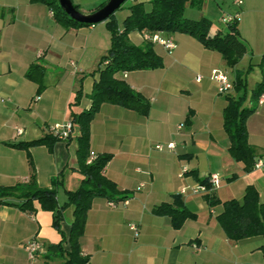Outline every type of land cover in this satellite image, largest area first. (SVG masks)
I'll use <instances>...</instances> for the list:
<instances>
[{"label": "crops", "instance_id": "obj_1", "mask_svg": "<svg viewBox=\"0 0 264 264\" xmlns=\"http://www.w3.org/2000/svg\"><path fill=\"white\" fill-rule=\"evenodd\" d=\"M72 1L83 13H91L107 0ZM150 1L128 0L125 7L120 6L124 10L114 13L118 28L123 27L133 3L148 5ZM49 10L40 0H0V96L5 99L0 101V187L29 180L26 151L10 143L51 138L50 127L64 124L71 112L89 107L98 64L110 46L104 21L72 27L57 22ZM227 14H239L237 28L248 49L234 67L190 33L160 30L159 34L175 42L170 51L151 43L162 58L161 67L116 74L149 107L141 114L138 109L104 102L90 122V151L111 153L103 173L114 180L127 202L121 199L111 206L101 196L93 199L78 241L81 254L88 256L87 264H264V236L228 239L216 218L222 204L210 206L204 194L192 192L198 179L217 173L220 184L212 192L220 200H241L248 183L264 200V104L255 102V111L246 118L255 167L246 171L243 162L231 156V141L223 128L226 95L237 98L242 90L232 86L220 94L210 77L212 69L219 68L233 82L238 71L246 82L244 104H252L251 91L264 78L258 65L264 52V0L240 4L195 0L186 3L184 11L191 19L208 18L212 31H227L222 21ZM128 37L136 45L146 43L142 31L135 29ZM34 65L43 67L40 82L37 70L32 77L26 74ZM77 135L73 125L68 139L49 138V143L29 148L38 186L55 189L61 204L66 191L78 188L82 179L77 170ZM170 142L172 149L167 148ZM258 161L261 164L256 167ZM175 194L195 212L178 229L170 225L169 215L152 211ZM33 203L37 210L31 213L0 203V264H60L65 260V252L50 249L61 239L52 225V212ZM72 211L73 205L63 211L60 229L65 234ZM130 225H136L137 236ZM32 238L40 249L30 260L24 243ZM195 242L199 248L192 246ZM64 248L69 249L68 245Z\"/></svg>", "mask_w": 264, "mask_h": 264}, {"label": "trees", "instance_id": "obj_2", "mask_svg": "<svg viewBox=\"0 0 264 264\" xmlns=\"http://www.w3.org/2000/svg\"><path fill=\"white\" fill-rule=\"evenodd\" d=\"M37 1V0H34ZM45 3L49 9H52L54 19L63 24L72 27L88 26L89 23H83L72 19L68 13L64 12L58 3V0H40ZM195 0H151L148 5L143 3H133L129 7V14L123 20V27L118 28L114 19V14L104 20L110 31V46L106 54L102 56L98 67V78L94 81L90 93V105L81 112L70 113L72 124L78 128L77 140V170L82 179L78 188L66 191V200L62 204L57 200L55 189L40 187L37 184L35 176V167L33 165L30 150L32 146L49 143L50 139H56V136H42L41 138L16 141L10 143L26 151L28 162L30 164L29 180L25 183H17L14 186L0 187V203L19 206L20 209L29 213L35 212L37 208L34 205L36 201L40 208L51 211L53 215L52 225L60 231V243L50 245L54 253H66V258L60 264H87L88 256L81 254L79 238L84 232L87 210L90 209L94 198L101 196L109 201L121 200L126 196L120 195L121 191L117 188L114 180L107 178L104 173V167L110 160V154L97 155L88 162L90 153V122L95 112L99 110L101 104L110 101L127 108L138 109L141 114H146L149 103L143 100L138 92L124 81L116 77L118 72L132 71L134 69L157 68L162 65V58L155 52L150 41L142 45L132 43L128 34L133 31L159 32H182L190 33L198 39L204 47L212 50H218L228 66L234 67L241 60L244 53L248 51L245 41L240 37L236 21L227 22V31L215 29L211 30V21L203 16L198 19H191L184 15L186 3H194ZM73 2V1H72ZM73 5L79 8L78 3ZM103 4L96 7L98 9ZM120 7V6H119ZM118 7V8H119ZM262 59L258 62L261 71L264 73V52ZM37 70V81H41L43 67L34 65L27 70L26 74L32 77L33 72ZM233 88L236 91L242 90L239 97L226 95L227 104L223 109V128L230 139L229 152L236 161L244 164L245 170H252L254 167V153L248 142V132L246 129V118L255 111V102L258 97L264 93V78L258 80L251 91L252 104L248 107L244 104L246 82L237 71L233 79ZM80 92L75 97V102L79 99ZM244 104V105H243ZM50 138V139H49ZM58 139V138H57ZM192 169L188 173H192ZM208 175L198 179L199 183L206 184ZM258 191L253 184L248 183L245 187L241 200L236 197L228 200H220L214 192L204 194L210 206L222 204L221 211L216 218L224 230L226 237L233 241H240L249 236H264V200L259 199ZM73 205L72 221L67 234L60 229V221L63 220V211ZM157 215H169L173 228L178 229L187 219L195 217V212L187 209L178 194L172 195V200L162 202L152 209ZM68 245L69 249L64 248ZM264 248V243L261 246Z\"/></svg>", "mask_w": 264, "mask_h": 264}, {"label": "built area", "instance_id": "obj_3", "mask_svg": "<svg viewBox=\"0 0 264 264\" xmlns=\"http://www.w3.org/2000/svg\"><path fill=\"white\" fill-rule=\"evenodd\" d=\"M241 2L242 0H235L236 4H240ZM52 11L53 10L50 9L49 13L53 14ZM238 18H239V14H234V15L227 14V16H224L222 18L223 19L222 21L227 23L229 21H236ZM142 38L146 42L150 41V43L162 44L163 47H165L168 51L174 49L175 46V42L171 37H164L158 32H150V30L143 31ZM210 77L212 80L217 82V90L220 94L224 95L228 93V91H230V89L233 86V82L228 76V73H226L225 71L219 68L212 69ZM0 101H5V99H3L2 96H0ZM258 103L264 104V93H262L258 97ZM72 128H73L72 120H70L69 118L68 121H66L64 124L59 125L57 123L54 126L50 127L49 131L53 136H56L59 140H66L69 138ZM20 132L21 129H18V133ZM156 148L163 149V146L156 145ZM167 148L169 149L174 148V143L173 142L168 143ZM95 156L96 153L94 151H90L89 158L87 161L90 162ZM260 164L261 162L258 161L255 166L259 167ZM220 180H221V176L219 174L217 173L210 174L208 175L207 183L206 184L198 183L197 185L195 184L193 186L192 192L196 194H206L207 192L211 193L216 187L219 186ZM182 191H184V189H182ZM123 202L126 203L127 199H123ZM116 204L117 203L115 202V200L110 201L111 206L112 205L116 206ZM130 229L134 232V235L137 236L138 229L136 225H130ZM24 244H25L24 249L27 253L28 258L30 260H33L34 256H36L37 251L40 249V243L35 238H32L31 240L27 241ZM192 246L194 248L200 247L199 245H197L196 242Z\"/></svg>", "mask_w": 264, "mask_h": 264}, {"label": "water", "instance_id": "obj_4", "mask_svg": "<svg viewBox=\"0 0 264 264\" xmlns=\"http://www.w3.org/2000/svg\"><path fill=\"white\" fill-rule=\"evenodd\" d=\"M126 0H107L104 5L96 10H92L91 13H83L80 9H77L72 0H58L59 6L65 10L64 12L76 20L83 23H99L103 22L106 18H109L112 14L118 10Z\"/></svg>", "mask_w": 264, "mask_h": 264}, {"label": "rangeland", "instance_id": "obj_5", "mask_svg": "<svg viewBox=\"0 0 264 264\" xmlns=\"http://www.w3.org/2000/svg\"><path fill=\"white\" fill-rule=\"evenodd\" d=\"M128 2V0H126L123 4H121V7H125L126 6V3ZM124 10V8H122V9H118L117 10V12H116V15H119V12H122ZM213 30V29H212ZM252 76H249L248 77V81H249V83H251L252 82V78H251ZM248 102V101H247Z\"/></svg>", "mask_w": 264, "mask_h": 264}]
</instances>
